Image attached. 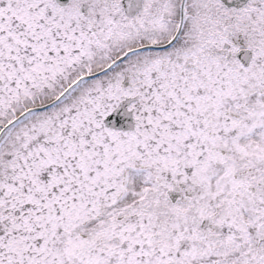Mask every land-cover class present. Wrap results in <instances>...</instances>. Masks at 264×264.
Returning <instances> with one entry per match:
<instances>
[{"label":"snow or ice","instance_id":"obj_1","mask_svg":"<svg viewBox=\"0 0 264 264\" xmlns=\"http://www.w3.org/2000/svg\"><path fill=\"white\" fill-rule=\"evenodd\" d=\"M0 264H264V0H0Z\"/></svg>","mask_w":264,"mask_h":264}]
</instances>
